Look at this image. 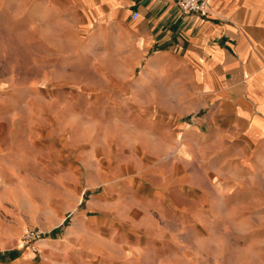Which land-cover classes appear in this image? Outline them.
Masks as SVG:
<instances>
[{"label": "rangeland", "instance_id": "rangeland-1", "mask_svg": "<svg viewBox=\"0 0 264 264\" xmlns=\"http://www.w3.org/2000/svg\"><path fill=\"white\" fill-rule=\"evenodd\" d=\"M36 3L0 0V228L11 232L23 222L18 239L0 245V262L28 252L24 257L39 264H82L73 254L53 259V248L47 252L38 243L57 236L67 241L71 230L83 236L79 220L101 216L87 205L108 195L111 215L102 236L71 246L92 243L97 264H264V227L250 221L237 198L220 195L209 159L203 165L189 160L194 152H183L182 132L155 133L156 143L143 138L151 154H141L137 171L110 161L105 174L96 156L87 162L86 140L96 141L83 137L82 126L96 125L85 121L99 111L84 109L78 92L102 82L90 72L96 63L83 58L94 31L82 30L75 16L39 14ZM103 63L121 74L117 61ZM124 110L132 111H102ZM136 174L156 187L143 209L118 195ZM142 192L132 190V199L150 196ZM103 205L105 199L99 211ZM27 229L41 232L36 252L23 243Z\"/></svg>", "mask_w": 264, "mask_h": 264}, {"label": "crops", "instance_id": "crops-1", "mask_svg": "<svg viewBox=\"0 0 264 264\" xmlns=\"http://www.w3.org/2000/svg\"><path fill=\"white\" fill-rule=\"evenodd\" d=\"M36 1L39 14L75 16L82 30L94 31L83 58L96 63L90 72L102 82L78 92L84 109L99 111L85 121L96 125L82 126L83 137L96 141L86 140L88 163L96 156L105 174L110 161L137 171L141 154H151L143 138L156 143L155 133L182 132L183 152H194L189 160L203 165L209 159L220 195L237 198L250 221L264 227V0H210L207 17L184 13L178 0ZM105 61H117L121 74ZM154 188L136 174L118 187V195L143 209L154 201ZM136 189L150 196L133 200ZM104 199L107 206L99 211ZM109 203L108 195L90 201L87 209L101 216L79 220L83 236L71 230L67 241L52 237L39 248H53V259L73 254L82 264H97L92 243L82 241L84 247L73 251L71 246L76 239L102 236ZM22 228L21 221L11 232L1 227L0 245L17 240ZM26 254L10 264H39Z\"/></svg>", "mask_w": 264, "mask_h": 264}, {"label": "built area", "instance_id": "built-area-1", "mask_svg": "<svg viewBox=\"0 0 264 264\" xmlns=\"http://www.w3.org/2000/svg\"><path fill=\"white\" fill-rule=\"evenodd\" d=\"M209 1L210 0H178V7L186 14H200L203 17H207L210 13ZM139 17L140 13L135 12L133 18L138 19ZM40 237V231L27 229L23 237V243L25 247L36 252V244Z\"/></svg>", "mask_w": 264, "mask_h": 264}]
</instances>
